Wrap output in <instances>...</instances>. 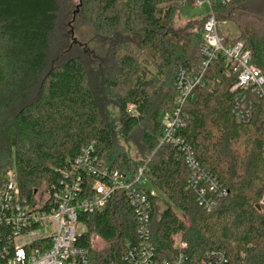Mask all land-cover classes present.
Returning a JSON list of instances; mask_svg holds the SVG:
<instances>
[{
  "label": "trees",
  "instance_id": "1",
  "mask_svg": "<svg viewBox=\"0 0 264 264\" xmlns=\"http://www.w3.org/2000/svg\"><path fill=\"white\" fill-rule=\"evenodd\" d=\"M81 1L83 17L111 53L109 67L91 66L68 45L60 48L62 0H0V186L15 171L22 197L35 203L38 192L52 193L94 143L110 169L134 174L146 166L159 192L150 197V240L160 264L181 255L184 264H208L215 250L225 251L224 264H264V209L257 207L264 195V98L251 95V119L238 122L232 113L237 76L219 58L185 105L181 142L160 144L163 117L176 105L178 71L198 70L204 57L207 16L198 27L175 28L176 15L191 0ZM212 7L218 21L230 24L222 32L226 42H245L264 73V0ZM110 105L120 110L119 129ZM118 133L135 140L139 159L119 144ZM81 220L87 231L78 245L93 261L131 264L127 243H139L138 220L124 191Z\"/></svg>",
  "mask_w": 264,
  "mask_h": 264
},
{
  "label": "built area",
  "instance_id": "2",
  "mask_svg": "<svg viewBox=\"0 0 264 264\" xmlns=\"http://www.w3.org/2000/svg\"><path fill=\"white\" fill-rule=\"evenodd\" d=\"M235 0H194L193 5L207 4L209 13L204 24L205 43L201 47L203 59L198 70L188 72L180 68L175 86L178 90L175 109L163 117V134L160 144L181 142L180 130L185 126V105L198 86L206 85V74L213 62L222 58L229 73L237 76L232 86L236 93L232 113L238 122H248L253 111L251 95L264 98V73L253 62L252 53L245 42H226L222 35L220 22L213 12V3H230ZM129 111L136 113L134 105ZM189 166L197 172L198 164L192 149L185 148ZM146 166L130 174L106 167L94 143L86 146L73 163L70 172L52 193L45 192L43 198L35 203L22 197L15 171H9L0 186V264H107L91 259L89 252L79 246V240L87 231L81 220L82 214L102 211L117 190L125 192L137 213V235L139 243H127L126 259L131 264H160L153 254L154 246L150 240V221L152 211V189L146 173ZM200 178H207L206 174ZM198 179L195 180V184ZM212 189L216 187L211 181ZM39 193V192H38ZM204 189H202V194ZM224 194V193H222ZM215 205L208 201L207 206ZM264 209V195L260 202ZM83 227V228H82ZM177 246L186 244L177 240ZM208 264H224L225 251L215 250ZM184 264L181 255L175 263Z\"/></svg>",
  "mask_w": 264,
  "mask_h": 264
},
{
  "label": "rangeland",
  "instance_id": "3",
  "mask_svg": "<svg viewBox=\"0 0 264 264\" xmlns=\"http://www.w3.org/2000/svg\"><path fill=\"white\" fill-rule=\"evenodd\" d=\"M81 2V0H62V13L57 31L60 48L68 45L70 46V51L83 55L91 66L98 67L102 65L104 67H109L112 63L111 53L109 50L107 51L103 41L97 36L93 25L83 17ZM193 4L194 0L183 3V8L181 7L175 17V28H183L190 23H197L196 26L198 27V21H201V19L208 15L209 7L207 4L200 6ZM219 22L221 32L227 33L230 24L227 21ZM63 54L64 52L60 51L59 56ZM107 109L109 118L116 125L117 129H119L121 125L120 110L116 105H110ZM138 136L139 134L137 131L133 137L137 138ZM118 142L132 158L139 159L140 155L134 139H126L118 133ZM149 186H151V184H149ZM153 189L155 190L154 187ZM155 192L159 194L157 190H155ZM44 193V189H41L38 193V197L43 198L45 195ZM176 211L181 213L178 209H176Z\"/></svg>",
  "mask_w": 264,
  "mask_h": 264
},
{
  "label": "water",
  "instance_id": "4",
  "mask_svg": "<svg viewBox=\"0 0 264 264\" xmlns=\"http://www.w3.org/2000/svg\"><path fill=\"white\" fill-rule=\"evenodd\" d=\"M257 207H258L259 209H261V205H260V204H257Z\"/></svg>",
  "mask_w": 264,
  "mask_h": 264
}]
</instances>
